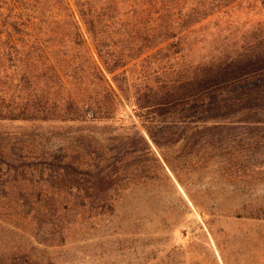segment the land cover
Wrapping results in <instances>:
<instances>
[{
  "label": "rangeland",
  "instance_id": "1",
  "mask_svg": "<svg viewBox=\"0 0 264 264\" xmlns=\"http://www.w3.org/2000/svg\"><path fill=\"white\" fill-rule=\"evenodd\" d=\"M227 10L146 74L191 77L264 35L259 1ZM109 83L108 119L0 120V264H264V100L202 123L138 113Z\"/></svg>",
  "mask_w": 264,
  "mask_h": 264
},
{
  "label": "trees",
  "instance_id": "2",
  "mask_svg": "<svg viewBox=\"0 0 264 264\" xmlns=\"http://www.w3.org/2000/svg\"><path fill=\"white\" fill-rule=\"evenodd\" d=\"M244 1L0 0V120L108 119L117 102L109 81L122 98L133 99L138 113H212L202 123L263 101L264 35L206 57L191 77L166 81L164 73L157 80L146 74L151 59L162 62L164 52H179L192 27L228 17L227 9ZM257 1L264 9V0ZM256 28L264 32L262 25ZM137 72L142 88L132 91Z\"/></svg>",
  "mask_w": 264,
  "mask_h": 264
}]
</instances>
